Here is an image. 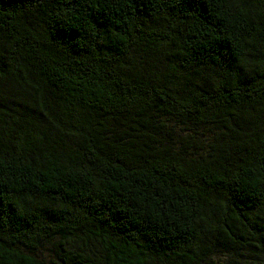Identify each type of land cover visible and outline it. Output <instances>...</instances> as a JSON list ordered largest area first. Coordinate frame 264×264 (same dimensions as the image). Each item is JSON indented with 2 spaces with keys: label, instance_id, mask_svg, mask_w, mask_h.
<instances>
[{
  "label": "trees",
  "instance_id": "trees-1",
  "mask_svg": "<svg viewBox=\"0 0 264 264\" xmlns=\"http://www.w3.org/2000/svg\"><path fill=\"white\" fill-rule=\"evenodd\" d=\"M225 254L264 264V0H0V264Z\"/></svg>",
  "mask_w": 264,
  "mask_h": 264
},
{
  "label": "rangeland",
  "instance_id": "rangeland-1",
  "mask_svg": "<svg viewBox=\"0 0 264 264\" xmlns=\"http://www.w3.org/2000/svg\"><path fill=\"white\" fill-rule=\"evenodd\" d=\"M38 257L50 263V260L53 259V253L51 248V242L44 244L39 252L36 254ZM228 255H216L212 259H210L211 264H222Z\"/></svg>",
  "mask_w": 264,
  "mask_h": 264
}]
</instances>
